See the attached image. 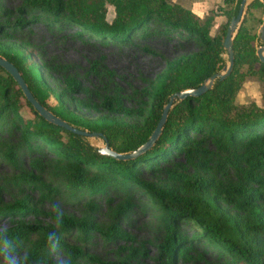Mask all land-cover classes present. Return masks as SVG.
Returning a JSON list of instances; mask_svg holds the SVG:
<instances>
[{"label":"trees","instance_id":"16d2710c","mask_svg":"<svg viewBox=\"0 0 264 264\" xmlns=\"http://www.w3.org/2000/svg\"><path fill=\"white\" fill-rule=\"evenodd\" d=\"M221 1L218 13L225 20L215 34H210L213 14L201 18L173 0H20L14 20L4 23L7 26L19 28L40 19L55 28L75 26L77 34L85 31L100 40L125 42L132 36H176L178 32L180 39L192 41L196 49L166 60L163 69L147 81L140 94L143 98L134 105H125L121 95L116 90L108 91L106 84L98 93L82 87L73 76H63L64 89L55 92L38 65L10 42L0 41V55L14 64L32 95L53 114L105 136L115 151H129L146 140L170 93L197 86L222 65V38L239 0ZM106 3L114 8L110 21L106 19ZM261 6L259 0H251L247 9ZM254 39L255 33L242 19L232 41L230 73L215 79L204 93L176 101L168 109L153 145L131 159L101 154L86 136L43 118L2 67L0 129L7 126L15 130L29 150L33 149L31 145L43 146L54 157L57 175L78 195L113 186L141 188L155 202L163 223L158 248L164 258L160 264L189 257L183 248L184 238L177 231L179 221L198 227L193 239L202 238L225 252L229 263L264 264V64L255 55ZM247 78L259 83V104L254 100L235 101ZM78 93L84 97H74ZM50 95L55 104L47 103ZM65 95L76 106L90 107L98 114L84 115L79 108L68 106L63 101ZM6 154L14 158L15 152L9 148ZM178 157L181 160H175ZM162 165L165 174L158 181L138 177L141 167L156 170ZM37 179L27 172L21 173L19 182L35 188ZM126 205H118L115 213L123 212ZM26 211L34 210L25 199L0 206V214L21 215ZM47 215L45 224L17 220L0 231V240L13 243L35 234L19 264H53L51 252L58 247L68 252L64 264H78L83 252L63 240V234L72 229L88 234L96 230V225L87 217L74 218L56 210ZM118 232L115 226H109L105 234L113 238ZM86 258L98 264H141L125 259L104 262L89 254Z\"/></svg>","mask_w":264,"mask_h":264},{"label":"rangeland","instance_id":"374dc122","mask_svg":"<svg viewBox=\"0 0 264 264\" xmlns=\"http://www.w3.org/2000/svg\"><path fill=\"white\" fill-rule=\"evenodd\" d=\"M19 2L0 0V41L10 42L28 54L29 60L38 65L46 83L55 92L63 91V76H73L82 87L98 93L106 84L108 91L116 90L121 95L125 105H134L140 97L143 98L140 94L147 81L163 69L166 60L196 49L192 41L180 39L178 32H175L176 36L152 34L145 37L132 36L125 42H115L100 40L85 31L77 34L79 29L75 26H48L40 19L25 22L19 28L8 27L4 23L10 24L14 20L15 7ZM178 3L191 7L196 13H202L201 18L208 14H213L215 18L222 1L179 0ZM4 9L8 12H1ZM113 15V5L106 3V19L110 21ZM261 15L262 6L246 8L243 15L245 25L255 33L254 47L261 43L256 36ZM215 19L211 34H215L225 20L223 15ZM223 58L226 59L225 54ZM74 97L84 95L78 93ZM248 100L260 103L259 83L253 78H247L235 95L237 102ZM63 101L74 109L79 108L84 115L98 114L90 107L76 106L66 95ZM47 103L55 104V99L50 95ZM86 138L92 145L102 144L98 138ZM31 147V150L26 148L15 130L7 126L0 129V206L25 199L28 207L34 210L21 215L8 212L0 214V231L19 219L48 223L47 212L56 210L74 218L87 217L97 227L88 234L74 229L63 234V240L77 245L83 252L78 257V264H98L88 260V254L104 262L125 259L130 263L160 264L163 261L164 255L158 248L164 234L163 223L155 202L141 188L113 186L91 195H78L67 188L57 175L54 157L43 146ZM9 148L15 152L14 158L7 156ZM175 160H181V157ZM155 169L141 167L138 177L146 181H158L165 174L164 166H156ZM27 172L38 177L37 187L32 188L26 182H19L21 173ZM125 202L128 204L125 210L115 213L118 205ZM109 226H115L119 231L113 238L105 234ZM177 231L184 238L183 248L189 257L175 258L174 264H236L229 263L225 252L202 238L193 239L199 230L190 222H177ZM34 236L32 233L27 239L19 238L17 242L7 243L17 259L24 257L29 239ZM67 255L63 247H58L51 252L53 264H64ZM2 263L4 260L0 256Z\"/></svg>","mask_w":264,"mask_h":264},{"label":"water","instance_id":"95a60500","mask_svg":"<svg viewBox=\"0 0 264 264\" xmlns=\"http://www.w3.org/2000/svg\"><path fill=\"white\" fill-rule=\"evenodd\" d=\"M250 1L251 0H239L236 12L233 15H231L228 20V23L226 25L225 32L222 38V42H221L223 52L220 53V56L223 59V63L219 67V69L214 71L210 75H208L206 78H204L197 86L186 87V88L170 93L167 97L166 102L163 103L158 120L154 128L151 130L150 134L146 138V140L129 151H124V152L115 151L108 145V142L105 136L95 131H88L86 129H82L74 125H71L67 123L64 119H62L61 117L53 114L52 111H50L48 108L42 105L32 95V93L30 92V90L28 89L26 85V82L24 81L21 74L19 73L17 68L14 66V64L1 55H0V67H2L9 75H11V77L20 87L27 101L30 102L32 107L43 118H45L46 120L52 123L63 126L66 129H69L70 131H73L77 134H80L86 137H95V138L100 139L102 141V144L94 145V146L96 147L97 151L101 154L109 155L117 159H131L139 155L140 153L145 152L147 149H149L153 145L154 141L157 139L161 131L162 124L164 123L166 119L168 109L176 101L184 99L185 97H188V96H197V95L204 93L210 87H212L215 79L221 80L230 73L232 69V64H233L232 41L236 33V30L243 19L245 9L247 8V5ZM259 1L261 2V5H262V15H261V22L259 26L257 27L256 36L261 41V43L257 47H255V55L257 59L264 64V0H259ZM224 54L226 55V59L223 58Z\"/></svg>","mask_w":264,"mask_h":264},{"label":"clouds","instance_id":"9594fccd","mask_svg":"<svg viewBox=\"0 0 264 264\" xmlns=\"http://www.w3.org/2000/svg\"><path fill=\"white\" fill-rule=\"evenodd\" d=\"M0 256L3 257L4 264H19L18 259L6 241L0 240Z\"/></svg>","mask_w":264,"mask_h":264},{"label":"crops","instance_id":"0c3cea01","mask_svg":"<svg viewBox=\"0 0 264 264\" xmlns=\"http://www.w3.org/2000/svg\"><path fill=\"white\" fill-rule=\"evenodd\" d=\"M173 1H176V0H173ZM179 1V0H178ZM178 1H176V2H178ZM181 4V3H180ZM182 5V4H181ZM184 6V5H183ZM185 7H187V8H189L192 12H194L196 15H198L199 17H202L203 15H202V13H196L195 12V10L194 9H192L191 7H189V6H185ZM217 17H221V14H218L217 16H215V18H217ZM215 18H213V21H215L216 19ZM213 24H214V22H213ZM213 24H212V26H210V28H209V33H210V31H211V29H213V27L215 26H213ZM211 34V33H210Z\"/></svg>","mask_w":264,"mask_h":264}]
</instances>
